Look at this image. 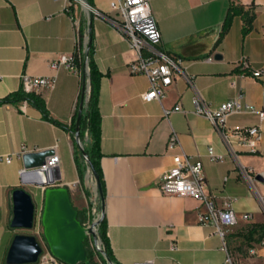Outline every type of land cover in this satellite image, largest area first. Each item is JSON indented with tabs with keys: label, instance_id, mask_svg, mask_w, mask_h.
<instances>
[{
	"label": "crops",
	"instance_id": "crops-1",
	"mask_svg": "<svg viewBox=\"0 0 264 264\" xmlns=\"http://www.w3.org/2000/svg\"><path fill=\"white\" fill-rule=\"evenodd\" d=\"M109 1L93 0V5L112 15ZM234 2L254 6L253 29L244 37V20L236 16L217 44L232 0H151L162 47L182 59L183 72L162 100L145 101L142 93L149 88V78L128 70L136 53L111 21L90 17L79 6L68 10L64 0H0V98L20 88L35 91L50 114L67 124L77 107L82 75L78 69L54 68L52 63L63 54L73 56L80 33L86 43L92 28L93 59L103 74L98 99L105 181L101 207L119 264H264V239L249 241L245 236L248 226L264 222V121L257 112L228 116L232 128L261 126L258 151L252 153L246 147L230 148L220 130L194 111L197 95L217 108L240 94L264 110V0ZM216 53L222 58H215ZM253 69H262V76L254 77ZM24 74L50 77L54 82L27 89ZM177 104L184 110L164 114V109ZM173 129L182 149L202 160L207 192L216 204L230 205L239 216L252 214L228 227L224 238L212 225L199 221L200 199L168 195L160 189L162 175L180 152L168 148ZM210 146L220 160L210 157ZM46 149L60 156L56 184L69 187L74 205L85 210L87 219L89 202L98 195V188L93 181L90 195L80 193V154L72 134L44 119L27 101L0 105V155ZM23 154L10 163L0 162V264H7L13 238L21 233L11 226L14 190H27L40 209L44 203V187L22 184Z\"/></svg>",
	"mask_w": 264,
	"mask_h": 264
},
{
	"label": "built area",
	"instance_id": "built-area-1",
	"mask_svg": "<svg viewBox=\"0 0 264 264\" xmlns=\"http://www.w3.org/2000/svg\"><path fill=\"white\" fill-rule=\"evenodd\" d=\"M68 10L78 6L81 7L90 17L97 16L108 19L121 32L128 42L130 48L135 51L136 57L127 64L128 70L132 74H144L149 78V88L142 93L145 101L162 100L166 96L167 88L175 81L179 73L183 72L182 59L162 47V34L158 22L153 14L151 0H110L109 5L112 15L102 11L87 0H64ZM54 68L65 66L72 70H77L74 64V56L61 55L52 63ZM87 70H89L87 66ZM262 69H253L252 75L261 77ZM23 82L27 89H39L54 82L46 76L23 75ZM27 91V90H26ZM194 111L206 116L214 126L220 130L224 141L230 148L235 146L246 147L250 152L257 153L258 144L262 138V128L260 125L241 126L232 128L228 126L227 119L230 114L236 112H257L264 121V110H258L253 104L244 101V95L223 102L217 108H212L200 95L194 98ZM180 104L173 109H164V114L168 116L172 111H183ZM168 148L171 150L180 149V152L173 157V164L162 175L159 186L163 193L200 199L203 208L198 212V219L201 223L210 224L215 232L225 237L228 227L235 225L240 219L248 220L252 217L250 213L241 216L230 205L220 207L214 201L213 196L207 192V182L203 173V162L199 158L187 154L183 149L176 130H172L168 139ZM24 151L0 155V162L10 163L15 157H21ZM209 155L214 160H220L212 146L209 147ZM60 163V156L54 153L47 157L46 163L41 168L51 171L57 168ZM264 178V172L261 174ZM90 215L83 222L86 228L92 226L102 216L99 207L98 195L91 200L89 208ZM98 227H94L97 232ZM88 240H93V235L89 234ZM95 243V241H94ZM95 245L100 249V241ZM225 246V242H224ZM251 254H256L254 249H250ZM41 261L52 264H63L50 251L44 250L40 257ZM231 258L228 256V260Z\"/></svg>",
	"mask_w": 264,
	"mask_h": 264
},
{
	"label": "water",
	"instance_id": "water-1",
	"mask_svg": "<svg viewBox=\"0 0 264 264\" xmlns=\"http://www.w3.org/2000/svg\"><path fill=\"white\" fill-rule=\"evenodd\" d=\"M86 43L90 44L87 39ZM215 58H222L216 53ZM84 100L81 102L80 112L77 119L76 141L79 143L85 158L86 152L80 140V118ZM54 154L53 149L29 151L23 154L24 169L21 172L22 184H35L45 188L44 203L41 211V224L43 227L44 245L63 264H91L88 260L85 240L89 234L93 235L94 241L99 240L94 227H98L104 217L93 221L92 226L86 228L79 219L78 208L74 205L68 186L56 184L60 180L57 168L47 171L41 168L46 163L48 156ZM87 163L95 178L97 188L100 190L99 175L87 158ZM261 176V175H260ZM104 202V199H103ZM13 217L11 226L17 229H32L35 226L36 204L32 195L22 187L13 192ZM44 245L34 234L17 233L9 247L7 264H28L40 261L44 252ZM109 264H114L109 262Z\"/></svg>",
	"mask_w": 264,
	"mask_h": 264
},
{
	"label": "trees",
	"instance_id": "trees-1",
	"mask_svg": "<svg viewBox=\"0 0 264 264\" xmlns=\"http://www.w3.org/2000/svg\"><path fill=\"white\" fill-rule=\"evenodd\" d=\"M89 3L93 4V0H87ZM241 16L244 20V25L242 28L243 36L245 37L253 29V22L256 17V12L254 6L251 4L245 6L243 4L235 3L232 0L230 4L218 40L219 44L226 33L232 26L234 17ZM92 29V28H91ZM91 29L88 33L90 44L84 43L83 34L80 33L79 48L74 53V64L77 69L81 72L82 75V84L81 90L78 97L77 107L73 116L71 124L62 122L54 118L46 105L44 98L41 94L35 91H26L23 88H20L7 96L0 98V105L5 103H18L21 101H27L34 107L38 108L42 117L55 125H58L66 130H68L72 136L75 138L77 131V119L80 112L81 102L84 100L82 113L80 118V129L79 136L83 144L84 150L86 152V157L91 161L92 165L95 167L99 179H100V190L98 189V198H99V207H101V202L105 198V181L103 176V171L101 168L100 159L102 153L100 151V141H101V123L102 115L98 105L99 93H100V82L102 78V72L99 70L95 60L93 59V35ZM87 66L89 70H87ZM76 141V138H75ZM77 153L83 158V162H87V158L84 157L79 143L76 141ZM78 156V155H77ZM77 165L79 169V175L81 184L84 187L85 183V169L81 167V162L79 156L77 157ZM88 164V163H87ZM86 194L90 195L89 191H85ZM91 207V201L89 202V208ZM79 211V219L82 222H85V210ZM247 240H261L264 239V222L263 223H253L247 227V232L245 233ZM98 240L101 241L104 245L103 249H100L103 261L106 264L109 262L114 264H119L115 259L112 248L110 246L109 237L107 235V223L105 217H103L98 224L97 232ZM85 245L87 248L88 260L92 262L93 251L89 247V240H85ZM81 264H86L82 262Z\"/></svg>",
	"mask_w": 264,
	"mask_h": 264
},
{
	"label": "rangeland",
	"instance_id": "rangeland-1",
	"mask_svg": "<svg viewBox=\"0 0 264 264\" xmlns=\"http://www.w3.org/2000/svg\"><path fill=\"white\" fill-rule=\"evenodd\" d=\"M79 160L81 162V167L85 169V181H86V185H84V187L79 184V190H80V193H82L83 191H89L90 192V188L93 184V181H95V178L92 174V171L90 170L87 162H83V158L81 156H79ZM36 204V203H35ZM41 211H42V208L40 209L39 205L36 204V219H35V226L34 228L32 229H29V230H26V229H21L19 230L21 233H26V232H30V233H34V235H36L38 237V239H40L41 243L44 245L45 243V239H44V236H43V227H42V224H41ZM42 229V232L41 230ZM97 232H98V228H97ZM100 245H101V248L103 249L104 248V245L103 243L100 241ZM89 247L91 248V250L93 251L94 255H93V258H92V262L90 261L91 264H106L104 261H103V258H102V253L101 251L99 250V248L95 245L94 241L93 240H89ZM44 250L47 251L48 248L44 245Z\"/></svg>",
	"mask_w": 264,
	"mask_h": 264
}]
</instances>
